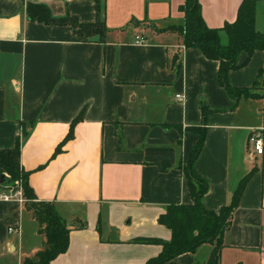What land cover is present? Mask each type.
Masks as SVG:
<instances>
[{
  "label": "crops",
  "instance_id": "obj_1",
  "mask_svg": "<svg viewBox=\"0 0 264 264\" xmlns=\"http://www.w3.org/2000/svg\"><path fill=\"white\" fill-rule=\"evenodd\" d=\"M26 1L81 22L93 21L95 8L94 0H0V148L19 137L36 199L52 202L74 225L66 251L51 264H145L160 252V244L131 240H168L157 216L169 203L192 202L177 166L197 139L187 127L201 123L200 101L212 110L194 163L209 182L203 204L218 211L254 168L223 235L220 264H264V150L255 154L247 142L264 125L262 100L241 98L231 109L233 99L217 81L218 61L184 47L178 32L157 30L183 24V0H104V42L74 35L67 25L29 21ZM240 1L199 0L205 23L233 20ZM136 34L147 42L136 44ZM175 53L178 71L170 67ZM259 68L264 52L256 50L228 72L229 82L250 86ZM81 110L73 138L52 157ZM27 222L36 220L24 202L0 198V264H21L43 247L38 223L22 236ZM9 225L20 233H8ZM211 248L203 243L173 263L205 264Z\"/></svg>",
  "mask_w": 264,
  "mask_h": 264
},
{
  "label": "trees",
  "instance_id": "obj_2",
  "mask_svg": "<svg viewBox=\"0 0 264 264\" xmlns=\"http://www.w3.org/2000/svg\"><path fill=\"white\" fill-rule=\"evenodd\" d=\"M262 1L264 15V0H241L236 16L231 21H225L217 27H209L202 16L199 0H183L179 8L184 14V22L158 28V31L174 30L181 35L184 47H197L208 58L218 61L217 81L233 99V109L241 98H257L262 100L264 122V68H259L250 86H234L229 82L228 72L245 66L254 51L264 52V21L261 29L256 28V7ZM95 19L81 22L79 19L65 13L61 16L52 14L45 3L26 1L25 12L29 21L52 25H67L74 35L86 40L104 42L107 26L104 15V0H94ZM245 53L240 61L239 56ZM170 67L178 71L181 67L180 56L175 53L170 61ZM202 113L201 123L189 126L188 130L197 134V139L185 163H179L178 169L188 182L191 203H169L157 216V222L170 230L168 240L157 238H134L132 242L155 243L161 245L160 252L155 257L146 260L145 264H174L177 255L193 252L203 243H211L212 248L205 264H220V252L223 247V235L230 226L233 210L237 207L243 188L254 171L252 168L242 176L229 201L218 211L207 208L202 200L209 191L208 180L197 173L194 163L201 152L205 140L206 116L212 111L204 101H200ZM83 110L71 121L69 130L57 144L52 157L62 152L64 144L73 138L74 126L82 120ZM164 127H174L179 133V124H164ZM264 126V125H263ZM25 133V131H24ZM30 170H25L20 163V140L15 138L10 147L0 148V175L4 182L0 183V194L10 191L14 193L21 189L25 199L24 205L32 212L40 231L44 235V245L33 257L23 258L21 264H51L57 255L66 251L69 242V232L74 225L68 223L55 209L50 201L37 200L29 183ZM81 223L79 227H83Z\"/></svg>",
  "mask_w": 264,
  "mask_h": 264
},
{
  "label": "built area",
  "instance_id": "obj_3",
  "mask_svg": "<svg viewBox=\"0 0 264 264\" xmlns=\"http://www.w3.org/2000/svg\"><path fill=\"white\" fill-rule=\"evenodd\" d=\"M134 42L136 44H144L147 42L146 38L141 34L135 35ZM176 100L183 99V95L176 94ZM248 145L253 150L255 154L262 155L264 150V126L260 128H254L250 131L248 135ZM0 198L4 200H8L11 198L17 199L20 203H23L25 199L22 196L21 189L16 190L14 193H2L0 194ZM8 233H20L19 226L16 225H9L7 227Z\"/></svg>",
  "mask_w": 264,
  "mask_h": 264
},
{
  "label": "rangeland",
  "instance_id": "obj_4",
  "mask_svg": "<svg viewBox=\"0 0 264 264\" xmlns=\"http://www.w3.org/2000/svg\"><path fill=\"white\" fill-rule=\"evenodd\" d=\"M263 26V6H259V4L257 5L256 8V28L257 29H261ZM6 193H12L10 191H7ZM26 222V221H25ZM37 225V221L33 222V224H24V227L22 229V236L25 238L27 236L32 235V231H33V226Z\"/></svg>",
  "mask_w": 264,
  "mask_h": 264
},
{
  "label": "water",
  "instance_id": "obj_5",
  "mask_svg": "<svg viewBox=\"0 0 264 264\" xmlns=\"http://www.w3.org/2000/svg\"><path fill=\"white\" fill-rule=\"evenodd\" d=\"M5 178L4 175H0V183L4 182Z\"/></svg>",
  "mask_w": 264,
  "mask_h": 264
}]
</instances>
